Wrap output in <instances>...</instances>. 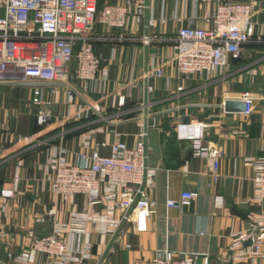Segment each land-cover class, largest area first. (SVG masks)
Wrapping results in <instances>:
<instances>
[{
  "label": "crops",
  "instance_id": "crops-1",
  "mask_svg": "<svg viewBox=\"0 0 264 264\" xmlns=\"http://www.w3.org/2000/svg\"><path fill=\"white\" fill-rule=\"evenodd\" d=\"M147 1L148 18L165 19V25L146 30L147 20L136 25L130 18L126 31L97 23L90 33L101 73L93 84L77 87L87 89L86 97L98 103L102 117L85 111L77 98L70 102L65 88L46 86L44 99L53 103V123L40 126L33 89L0 85V264H53L46 254L34 251L33 244L58 231L70 251L89 252L87 264H136L166 250L199 255L200 262L209 257L210 264H264V243L260 254L243 262L236 257L250 247L249 242L235 245L242 233L264 231V203L255 201L254 185L256 170L264 165V0H222L256 5V36L242 56L214 78L179 75L168 41L119 39L173 38L191 22L209 29L204 12L215 5ZM117 3L121 0H99V10ZM159 68L161 78L155 74ZM246 93L255 97L250 117L226 112L228 100L243 102ZM122 96L127 105L120 110ZM141 105L153 114L144 123L149 133L147 164L154 172L147 195L156 203V212L148 219L146 232L137 230L133 214L112 209L118 194L111 201L107 185L96 205L83 195L64 200L50 190L55 159L75 165L81 163V155L94 151L111 156V146L118 141L135 146L143 129L138 119ZM122 113L129 117L120 119ZM180 121L207 124V145L224 153L217 180L212 161L193 157L191 144L177 138ZM17 177L15 196L2 198L1 192L13 189ZM183 192L198 197L189 207L169 209L167 201L179 200ZM217 197L224 199L223 208L216 206Z\"/></svg>",
  "mask_w": 264,
  "mask_h": 264
},
{
  "label": "built area",
  "instance_id": "built-area-1",
  "mask_svg": "<svg viewBox=\"0 0 264 264\" xmlns=\"http://www.w3.org/2000/svg\"><path fill=\"white\" fill-rule=\"evenodd\" d=\"M172 1L199 7L215 5L213 10L204 12V20L210 28H197L191 22L173 38L145 35L134 39L123 35L120 36V42L141 41L151 44L168 41L172 44L175 68L179 75L214 78L228 67L231 60L239 59L244 47L255 39L254 3ZM149 9L147 0H121V3L108 5L102 10H99V0H0V85L28 86L33 89V103L39 109L37 119L40 126L53 123L50 111L53 103L44 99L43 88L46 86L65 88L70 102L78 97L85 104V111L102 117L103 112L98 103L86 97L87 89L77 87L78 83L93 84L101 73V61L94 52V38H91L90 33L97 23L108 30L126 31L130 18L136 25H142L147 20L146 30L166 24L165 19L148 18ZM155 74L161 78L163 70L159 68ZM149 92H153L152 87ZM126 99V96L120 97V110L126 107ZM243 102L246 104L243 114L250 117L254 111L255 97L246 93ZM147 108L145 105L139 107L141 114L138 119L143 129L135 146L130 147L118 141L111 146V156L105 157L94 151L91 156L81 155V163L75 165H68L62 158L55 159L50 166L52 193L64 200L73 195H83L89 204L96 205L102 201V186L107 185L111 201L118 194L112 209L133 214L137 230L146 232L148 219L156 212V203L147 195V188L153 185L154 177V172L147 164L145 140L149 133L146 124L149 116H153L151 112L147 113ZM128 115L122 113L119 116L120 119H126ZM153 120L152 127L156 128V120ZM207 127L202 122L180 121L176 126V135L179 140L191 144L193 157L212 161V175L217 180L224 153L207 145ZM18 183L17 177L13 189L1 192L2 198H13ZM254 185L255 201L262 205L264 165L256 170ZM197 197L196 193L183 192L179 200L169 199L167 207H189ZM215 204L223 208L224 199L217 197ZM1 219L0 210V224ZM56 234L36 240L33 250L46 254L53 264H87L89 252L86 249L70 251ZM248 242H252V245L236 257L237 261L243 262L261 253L264 231L242 233L235 245L242 247ZM200 258L196 254H177L166 250L158 252L149 261L136 264H210L209 257H202V262Z\"/></svg>",
  "mask_w": 264,
  "mask_h": 264
},
{
  "label": "water",
  "instance_id": "water-1",
  "mask_svg": "<svg viewBox=\"0 0 264 264\" xmlns=\"http://www.w3.org/2000/svg\"><path fill=\"white\" fill-rule=\"evenodd\" d=\"M225 110L228 113H243L246 110V104L241 101L228 100L225 103ZM252 242H249L246 246H251Z\"/></svg>",
  "mask_w": 264,
  "mask_h": 264
},
{
  "label": "rangeland",
  "instance_id": "rangeland-1",
  "mask_svg": "<svg viewBox=\"0 0 264 264\" xmlns=\"http://www.w3.org/2000/svg\"><path fill=\"white\" fill-rule=\"evenodd\" d=\"M76 84V83H75ZM78 85V84H77ZM77 99H79L78 97H77ZM79 101H81L80 99H79ZM80 104L82 105V106H84L85 104H83L82 103V101L80 102ZM51 190V189H50ZM52 192V191H51ZM53 194V193H52ZM54 195V194H53ZM54 196H56V195H54ZM57 197V196H56ZM60 198V197H59ZM38 222H40V221H38ZM52 236H54V235H52ZM48 237H50V236H48ZM40 240V239H39Z\"/></svg>",
  "mask_w": 264,
  "mask_h": 264
}]
</instances>
